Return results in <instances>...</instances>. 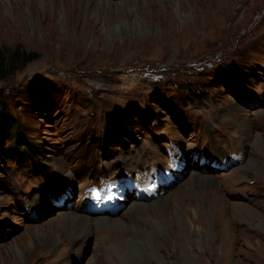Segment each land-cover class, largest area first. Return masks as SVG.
Masks as SVG:
<instances>
[{
    "label": "rangeland",
    "instance_id": "374dc122",
    "mask_svg": "<svg viewBox=\"0 0 264 264\" xmlns=\"http://www.w3.org/2000/svg\"><path fill=\"white\" fill-rule=\"evenodd\" d=\"M0 100L35 152L19 159L1 117L0 264H264V0H0ZM111 179L122 206L97 212L88 193ZM164 189L203 194L212 214L192 241L168 214L157 258L124 234L150 221L133 201ZM71 212L131 230L71 242Z\"/></svg>",
    "mask_w": 264,
    "mask_h": 264
},
{
    "label": "bare ground",
    "instance_id": "6f19581e",
    "mask_svg": "<svg viewBox=\"0 0 264 264\" xmlns=\"http://www.w3.org/2000/svg\"><path fill=\"white\" fill-rule=\"evenodd\" d=\"M91 2H92V0H91ZM179 8L181 11H183L181 6H179ZM222 112L224 114V111H222ZM222 118H224V117H222ZM245 140L247 142L250 141V134L249 133L248 134L246 133ZM193 163H194L193 165L195 167L197 166L198 167L197 169L200 170V167L202 165H200L198 162H193ZM203 165H206V164H203ZM204 178H203V180H204ZM199 181H201L200 178H199ZM206 181H207V179H206ZM210 181H212V180H210ZM234 184H235V182L233 180H232V183H230V185H225V183H223L221 181V186L223 187L222 188L223 190H224V185L227 189L228 188L231 189V188L235 187V186H233ZM204 194H205V192H204ZM210 194H211V196H213L212 198H214V202H215L216 208L218 209L219 216L222 218H225V211H224L225 194H224V192L216 190V191L210 192ZM206 203H207L206 198L203 197V194H202V196H197V195L193 196L191 194H184L182 197L178 198L177 196L169 195V193L167 191H165V189L163 190V194L161 195V197H159L157 199H153V201L150 205L143 203L142 201H133V203L131 204L132 211L136 215L140 216L142 219H146L145 215L148 214L150 216V221H149V223H145L142 227H140L142 230V236L134 237L133 235L130 236L129 235L130 233L124 234L126 236L125 237L126 244L128 245V247H135V246L138 247L141 243L146 242V243H148L149 247L146 249L145 253H147L150 256L157 257V258L166 257V255L163 253V251L161 249L160 242H157L155 240L156 238L154 239V237L158 231L163 232V231L169 230L171 225L166 221L167 215L169 214L170 216H172L173 219L178 220L180 222L181 234L184 236L186 241H192V240H194L195 236H197L198 234H203L204 232H206V234H208V231H209L208 224L211 223L210 220H211V214L212 213L207 207L205 208V206L207 205ZM197 206L200 207V210L197 209ZM141 212H143V213H141ZM62 218H63V221H65L64 225H65V223H67V225H68V223L73 224V225H71V227H73L75 225V227H74L75 232L71 233V236H72L70 238V239H72L71 242L77 241L79 238L82 237L83 234L88 233L86 229L89 227H92L93 225H97L99 227L100 226L114 227V228L120 227L122 229L123 228H126V229L130 228L128 231L131 230V225H129L125 220L118 218V215H117V217H115V216H111L109 214H107V215H92L91 213H87V212H80V213H72L71 212V213L64 214L62 216ZM84 229L86 230V232L83 231ZM155 231H156V233H155ZM128 236H129V238H127ZM251 238H254V237L253 236L247 237V240L249 241L250 244L254 245L256 248L259 247L258 245L262 244L261 240H257V242L253 243ZM115 239H117V238H115ZM108 241H110V240H108ZM232 241H233L232 238L226 239L227 243H231ZM67 242L70 243V241H66L65 243H67ZM224 245H225V239H224ZM75 251H76V249H75ZM232 254H233V252L231 250H229V252H227L226 255H223V257L221 259L225 260L228 257H231ZM245 254H246L247 258H251V257H253L254 252L246 251Z\"/></svg>",
    "mask_w": 264,
    "mask_h": 264
},
{
    "label": "trees",
    "instance_id": "16d2710c",
    "mask_svg": "<svg viewBox=\"0 0 264 264\" xmlns=\"http://www.w3.org/2000/svg\"><path fill=\"white\" fill-rule=\"evenodd\" d=\"M33 55V54H32ZM19 57V55L16 54V58ZM35 56H28V58L24 61H29L34 59ZM3 118L2 123L4 122V125L6 129L10 131L9 137L12 139V142L15 144V147L18 150V156L19 159L21 157H29L31 154L30 152L33 151V147L31 143L24 138L23 134V127L18 122V120L11 116V114L7 111V107L5 104H3L0 100V118ZM12 151V148L9 149V152Z\"/></svg>",
    "mask_w": 264,
    "mask_h": 264
}]
</instances>
